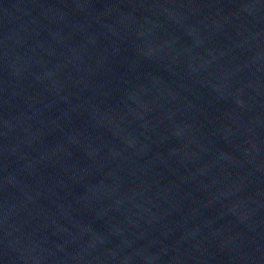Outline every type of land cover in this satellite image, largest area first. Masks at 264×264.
<instances>
[{
    "label": "water",
    "instance_id": "water-1",
    "mask_svg": "<svg viewBox=\"0 0 264 264\" xmlns=\"http://www.w3.org/2000/svg\"><path fill=\"white\" fill-rule=\"evenodd\" d=\"M0 264H264V0H0Z\"/></svg>",
    "mask_w": 264,
    "mask_h": 264
}]
</instances>
